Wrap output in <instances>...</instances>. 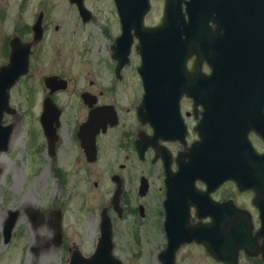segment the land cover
I'll return each instance as SVG.
<instances>
[{"label": "flooded vegetation", "instance_id": "flooded-vegetation-1", "mask_svg": "<svg viewBox=\"0 0 264 264\" xmlns=\"http://www.w3.org/2000/svg\"><path fill=\"white\" fill-rule=\"evenodd\" d=\"M57 3L0 0V48L8 54L14 36L30 40L38 19L42 39L32 46L31 56L39 51L43 39L59 38L53 34L60 32L65 16ZM66 3V10L73 12L70 19L78 17L85 24L94 18L93 9L85 2L89 9L86 21L74 2ZM25 14L28 19L24 21ZM113 14L119 30L116 8ZM206 20L211 64H203V70L210 72L218 66L230 72L251 71L243 79L255 87L256 96H209L214 104L204 115V106L199 103L198 54L189 43L185 60L179 57L177 71L172 74L174 83L168 74L163 81L162 73L159 79L151 76L150 103L140 118L138 106L144 93L138 73L140 56L134 44L126 64L119 65L115 51L119 32L109 33L107 22L103 26L110 41L107 61L87 65L84 48L77 54L79 62L74 63V54L66 49L67 67L56 64L61 58L58 52L49 66L51 72L39 75L33 87L39 97V135L29 150L31 158L40 153L49 157L42 170L34 167L35 179L56 178L51 194L58 190L60 196L64 187L69 191L66 199L61 198L57 205L52 199L46 208L51 229L48 244L60 247L64 264L79 254L89 257L96 251L103 215L109 218L110 232L101 264H264V169L254 187L239 188L225 171L214 168L221 162L225 166L227 150L264 153V0H208ZM7 21L12 32L1 36L2 24ZM134 55L142 90L133 114L126 116L131 108L121 111L116 96L119 86L127 87L124 68ZM44 75L53 77L46 82ZM46 97L58 110L48 133L39 119ZM177 98L182 118L174 107ZM193 144L198 149L192 153L188 150ZM207 148L211 159L205 161ZM215 153L219 155L216 160ZM205 163L212 166L207 176L192 175L193 168L191 173L177 174L179 167ZM4 167H0V176L7 172ZM80 199L88 201L86 206L96 221L90 245L78 232L66 229L69 206ZM21 203L19 200L14 208H3L1 234L11 210L16 213L12 235L24 217L30 229L45 221L43 211L38 217L39 208L29 206L31 200L26 206ZM1 238L3 242V235Z\"/></svg>", "mask_w": 264, "mask_h": 264}, {"label": "rangeland", "instance_id": "rangeland-1", "mask_svg": "<svg viewBox=\"0 0 264 264\" xmlns=\"http://www.w3.org/2000/svg\"><path fill=\"white\" fill-rule=\"evenodd\" d=\"M55 1H59L57 5L60 6V11L62 10V15L65 16L63 23L60 22V32L54 31L53 34V37L58 34L59 38L43 39L39 51L31 57L30 71L11 89L10 104L14 109L6 114L4 119L14 125V139L6 151L0 152V163L3 162L4 168L7 169L6 174L0 176V212L4 210L5 206L6 208H14L19 200L22 202L27 197L32 201L29 206L38 207L40 211L45 213V221L37 227L31 228V230L24 217L19 222V226L15 228L8 243L2 242L0 231V264H64L60 247L48 244L51 229L47 224L46 208L52 199H54L55 205L61 198L66 199L69 191L67 187H64L60 196L58 190L51 194V187L55 186L57 179L52 176L47 177V179L46 177L35 179L33 176L34 167L42 170L49 161V157L45 153H40L38 158L35 156L31 158L29 150L33 149L39 135L36 116L39 109V97L37 98V95L33 93V87L37 85L39 75L51 72L53 68L49 66L58 52L61 54V58H57L56 64H63L67 67L69 59L64 55L66 49L74 54L76 58L74 63L79 62L77 54L82 53L84 48H86V52L82 54L86 58L87 65L102 63V60L107 61L110 56L106 49L110 41L103 26L105 22L108 23L109 33L118 30V26L115 27L114 24L112 0H86V4L93 9L94 18L85 24H81L78 17L70 19L73 12L66 10V0ZM162 1L151 0L152 8L145 20L148 24L157 21L161 12ZM25 19H28V14L24 15L23 20L25 21ZM5 24L7 25L5 26ZM5 24H2L1 36L12 32L11 22L7 21ZM2 38L0 37V45L3 43ZM44 46L46 47L45 50H41ZM6 58L7 54L0 48V64L4 63ZM136 63L137 57L134 55L132 61L124 68L125 77L123 79L127 80V87L119 86L117 91L119 95L116 96V103L120 106L121 111L126 112L128 107L131 108L128 113H125L126 116L133 114V105L139 100L140 90H142L138 81L139 77L134 70ZM59 65H56L55 68H58ZM32 160L37 161V163ZM33 182H35V186ZM44 186L46 189L42 190ZM52 195H55L56 198H53ZM103 201L106 203L107 199ZM87 202L80 199L70 204L66 217V229L68 232L69 228L75 230V233L78 232L85 238V243L90 245L96 221L91 217L92 211L87 208ZM1 213L0 220L3 217ZM94 214H96V210ZM20 226H22L21 232ZM44 234H46L45 237L40 240ZM81 243L85 246L83 242Z\"/></svg>", "mask_w": 264, "mask_h": 264}, {"label": "water", "instance_id": "water-1", "mask_svg": "<svg viewBox=\"0 0 264 264\" xmlns=\"http://www.w3.org/2000/svg\"><path fill=\"white\" fill-rule=\"evenodd\" d=\"M80 2L81 0H77ZM118 4V8L121 14V21L123 25V34L131 31V28H134L135 34L139 38L138 49L142 56V64L139 67L140 73L143 75L146 91H149V83L147 82L149 76L150 66L156 67L154 72H160L165 68V65L171 64L172 66L175 64V60H165V58H175V50H176V26H178L181 22L185 24L184 16L185 12L182 9L183 1L186 2V10L188 6L194 3L195 1H205V0H166L165 4V11L162 23L156 27H145L143 25V14L149 8V0H137V5L140 4L141 6V13L139 18L135 21H132L128 15H124L122 11L127 8L128 4L127 1L130 0H116ZM35 35L34 41H37L40 38L41 29L40 26L38 28V24L34 26ZM183 41H186V37L182 38ZM198 41V39H197ZM11 49L8 57V62L0 66V150L5 148L8 143L9 135L12 131V124L2 125V118L4 112H11L12 108L9 106V98H10V88L12 85L17 81V79L26 71L28 70L29 64V54L31 52L30 46L32 42H22L19 38L15 37L11 40ZM198 48L201 52V56L207 58L206 52L202 49H205V46L198 45ZM149 58H153L151 61H148ZM152 71V70H150ZM244 71V70H243ZM239 71L237 76L235 77V86L239 81L241 84L244 85V91H240L238 93L233 92V90H229V82H216V88L214 90L215 96H232L236 95H249L254 96L256 94L254 86H249L247 81L243 79L244 77L248 76L251 71ZM210 78L212 75L209 76ZM208 82L209 79L206 77L204 78ZM204 89H207L206 84H204ZM211 95V91L203 93L201 102L202 104L207 107L208 103L212 104V102H208V96ZM262 95L264 96V84H263V91ZM147 93L142 100V103L138 109L140 116L144 115L143 112V104L146 102ZM264 104V102H263ZM49 100H46L44 103V111L41 116V122L43 128L48 132V128L50 125V117L51 116V108H50ZM50 113V115H49ZM237 151H230L231 156V165L229 166L230 171L225 173V175H230L231 177H239V176H250L252 175V169L242 167L238 163L235 164L236 160H241L240 157L236 156ZM254 156V155H253ZM251 156V157H253ZM201 169L207 171L208 167L206 165H200ZM191 169V166H188ZM240 185H250V181L240 182ZM15 213V212H14ZM104 219L106 221H104ZM14 222V218L9 223V228L5 231L7 237L10 235L12 224ZM58 229V227H57ZM101 232L102 237L99 238L98 245H97V253L89 258L80 257V255L71 258L70 264H97V256L102 254V250L107 242V236L110 232V223L107 216L103 215V221L101 222ZM58 232V231H57ZM109 240V236H108ZM97 262V263H96Z\"/></svg>", "mask_w": 264, "mask_h": 264}, {"label": "bare ground", "instance_id": "bare-ground-1", "mask_svg": "<svg viewBox=\"0 0 264 264\" xmlns=\"http://www.w3.org/2000/svg\"><path fill=\"white\" fill-rule=\"evenodd\" d=\"M13 131H14V130H13ZM13 131H12V133H11V135H10V138H9L10 145H11V143L13 142V139H14ZM0 167H3V162L0 163ZM28 204H30V200H29L27 197H25L24 200H23L22 203H21V206H26V205H28ZM1 212H2V211H1ZM1 212H0V213H1ZM1 214H3V212H2ZM45 235H46V234H44L43 236H41V237H40V240H42V239L45 237Z\"/></svg>", "mask_w": 264, "mask_h": 264}]
</instances>
